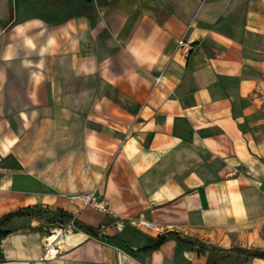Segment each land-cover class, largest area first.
I'll return each mask as SVG.
<instances>
[{
	"label": "crops",
	"instance_id": "1",
	"mask_svg": "<svg viewBox=\"0 0 264 264\" xmlns=\"http://www.w3.org/2000/svg\"><path fill=\"white\" fill-rule=\"evenodd\" d=\"M93 189L109 213L67 197ZM21 210L0 264H264V0H0V220Z\"/></svg>",
	"mask_w": 264,
	"mask_h": 264
},
{
	"label": "built area",
	"instance_id": "2",
	"mask_svg": "<svg viewBox=\"0 0 264 264\" xmlns=\"http://www.w3.org/2000/svg\"><path fill=\"white\" fill-rule=\"evenodd\" d=\"M178 47L184 55H188L193 49V44L187 41L186 39L182 38L179 40ZM158 80H160V77L158 78ZM67 197L71 199L80 200L85 207H90L103 213H109L107 203L105 200L99 197L97 189H93L89 192L72 193L67 195ZM147 226L150 228H154V225H152L151 223H147ZM116 228L117 230L121 231L123 228V223H118L116 225ZM77 230H79V227L75 219L69 220L65 224L50 227L46 235L47 244L45 247V253L43 258L50 259L55 257L58 254V250H56V245L60 243L61 239L67 234Z\"/></svg>",
	"mask_w": 264,
	"mask_h": 264
},
{
	"label": "trees",
	"instance_id": "3",
	"mask_svg": "<svg viewBox=\"0 0 264 264\" xmlns=\"http://www.w3.org/2000/svg\"><path fill=\"white\" fill-rule=\"evenodd\" d=\"M26 212H28V211L27 210H21V211L15 212V213H11V214L5 216L3 219H1L0 220V238L8 233V231H3L2 230L3 226L8 224L15 216L26 214ZM31 212L33 213L34 211H31ZM60 217H64L65 218L66 216L65 215H61ZM165 240H166V237H161L159 239V242H163ZM255 255L264 258V252H262V253L257 252V253H255Z\"/></svg>",
	"mask_w": 264,
	"mask_h": 264
},
{
	"label": "rangeland",
	"instance_id": "4",
	"mask_svg": "<svg viewBox=\"0 0 264 264\" xmlns=\"http://www.w3.org/2000/svg\"><path fill=\"white\" fill-rule=\"evenodd\" d=\"M196 244L199 245V246L202 247V248H205V247H204V244H203L202 242H197V241H196ZM254 252L257 253V251H251V253H254Z\"/></svg>",
	"mask_w": 264,
	"mask_h": 264
}]
</instances>
